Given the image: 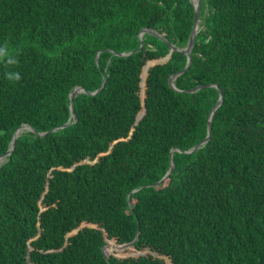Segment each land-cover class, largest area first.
<instances>
[{"label":"trees","instance_id":"16d2710c","mask_svg":"<svg viewBox=\"0 0 264 264\" xmlns=\"http://www.w3.org/2000/svg\"><path fill=\"white\" fill-rule=\"evenodd\" d=\"M194 20L191 0H0V264H111L139 232L152 253L123 264H264V0H202L175 90Z\"/></svg>","mask_w":264,"mask_h":264},{"label":"water","instance_id":"95a60500","mask_svg":"<svg viewBox=\"0 0 264 264\" xmlns=\"http://www.w3.org/2000/svg\"><path fill=\"white\" fill-rule=\"evenodd\" d=\"M193 6H194V10H195V20H194V27H193V30H192V34L190 36V39H189V42L187 44V47L185 49H178L176 48L175 46L171 45V48H172V51H180L184 54H186L188 56V65L187 67L181 71L180 73L176 74L174 77H172L170 79V85L173 89L177 90L174 86V80L180 76L181 74H183L190 66L191 62H192V57H191V54H192V50L194 48V45H195V41H196V37H197V34H198V30H199V15H200V9H201V3H202V0H191ZM145 33H152V34H156L154 31L152 30H148V29H144L141 31L140 33V42H142V37ZM143 48V45L141 46V48L138 50V51H141ZM121 56H124V54H122ZM129 56V55H127ZM153 65V64H149L146 69H145V73L147 74V70L148 68ZM209 86H212V85H207V86H199L197 88H195L194 90L192 91H189V92H195L197 90H200L204 87H209ZM101 90V89H100ZM100 90H98L97 92L93 93V95H96ZM87 93L84 89L82 88H76L75 91L73 92L72 94V97H71V110L73 111L74 110V98L79 95L80 93ZM221 92V91H220ZM89 94V93H88ZM92 95V94H91ZM223 103V96H222V92H221V97H220V100L219 102L217 103V105L213 108L210 116H209V121H208V135H207V138L202 142L200 143L197 147H195L192 151H189L187 152L188 154H191V153H194L195 151H197L198 149H200L203 145H205L211 138V132H212V121H213V117H214V114L216 113L217 109L222 105ZM75 120H77V117H75ZM69 124H66L64 126H62V128H65V127H68ZM25 129L24 126H21L14 134V138H13V141H12V145L15 144L17 138L19 137V134ZM26 129L28 130H32L34 131L33 128L31 127H27ZM56 129H54L53 131H55ZM14 150V146L5 154L3 155L0 159H5L7 156H10L12 154ZM174 169H175V165L172 164L169 172L166 174V176L160 181L158 182L156 185H159L161 182L163 181H166L170 175L173 174L174 172ZM136 192V191H134ZM133 192V193H134ZM76 233V232H74ZM139 235H140V232L137 234V237L135 238V240L129 244H126V245H118L117 243V250L118 251H123L124 249H127V248H132L134 243L139 239ZM110 241V240H108ZM108 244L105 246V248H107ZM105 248H104V254H105V257L108 259L109 256L107 255L106 251H105Z\"/></svg>","mask_w":264,"mask_h":264},{"label":"rangeland","instance_id":"374dc122","mask_svg":"<svg viewBox=\"0 0 264 264\" xmlns=\"http://www.w3.org/2000/svg\"><path fill=\"white\" fill-rule=\"evenodd\" d=\"M98 160H95L94 162H92V164L97 163ZM85 163H89V161H85ZM43 207V211L45 210V207ZM85 228V225L82 226V229ZM107 248H110L111 250V246H107ZM146 253H152L151 249H147V251L145 252H138L136 251L134 248H127L124 249L123 251H111V253L108 255L109 256V261L111 262V264H123V262L129 258H137L139 256H142L143 254ZM168 263L169 261L166 260Z\"/></svg>","mask_w":264,"mask_h":264},{"label":"clouds","instance_id":"9594fccd","mask_svg":"<svg viewBox=\"0 0 264 264\" xmlns=\"http://www.w3.org/2000/svg\"><path fill=\"white\" fill-rule=\"evenodd\" d=\"M5 59H6V64L8 66H13L18 64V60L15 58V56L9 53L7 44H5L4 46H0V61ZM5 79L10 82H19L22 79V77L19 72L8 71L5 73Z\"/></svg>","mask_w":264,"mask_h":264},{"label":"bare ground","instance_id":"6f19581e","mask_svg":"<svg viewBox=\"0 0 264 264\" xmlns=\"http://www.w3.org/2000/svg\"><path fill=\"white\" fill-rule=\"evenodd\" d=\"M3 159H0V163H2Z\"/></svg>","mask_w":264,"mask_h":264},{"label":"crops","instance_id":"0c3cea01","mask_svg":"<svg viewBox=\"0 0 264 264\" xmlns=\"http://www.w3.org/2000/svg\"><path fill=\"white\" fill-rule=\"evenodd\" d=\"M111 241V240H110Z\"/></svg>","mask_w":264,"mask_h":264}]
</instances>
